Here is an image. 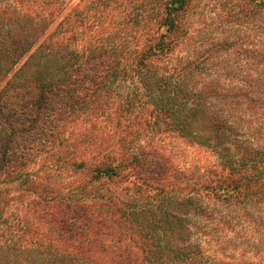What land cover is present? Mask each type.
Wrapping results in <instances>:
<instances>
[{
	"label": "trees",
	"instance_id": "1",
	"mask_svg": "<svg viewBox=\"0 0 264 264\" xmlns=\"http://www.w3.org/2000/svg\"><path fill=\"white\" fill-rule=\"evenodd\" d=\"M0 264H264V0H0Z\"/></svg>",
	"mask_w": 264,
	"mask_h": 264
},
{
	"label": "rangeland",
	"instance_id": "2",
	"mask_svg": "<svg viewBox=\"0 0 264 264\" xmlns=\"http://www.w3.org/2000/svg\"><path fill=\"white\" fill-rule=\"evenodd\" d=\"M107 131H111L107 126V119L102 118L94 119V121H88L82 118L66 127L63 142L67 145V149L70 151V156L80 155L78 153L83 152L86 159L93 160V155H95L98 151L103 153L107 152ZM89 136L94 137L95 141L92 142L93 144L90 142L89 146L86 147L87 149H82L83 145L79 144V142L77 143V140L83 138H87L89 140ZM71 142L74 143L75 147L71 146ZM58 147L56 148L57 151H59ZM163 150H165V152L172 157L176 164L183 168H193L196 166L204 167L214 163L215 161V158L211 153L205 151L198 145L190 144L184 140L170 141V144L166 145ZM39 164H41V162H39ZM38 165L33 164L31 169H37L40 167V165ZM59 170L60 172H58ZM46 172L48 173V170H46ZM54 173H56L55 175H57L58 179H60V176L64 179L66 177H70V172L68 173L64 167L62 168V166L55 172H49L50 175Z\"/></svg>",
	"mask_w": 264,
	"mask_h": 264
}]
</instances>
